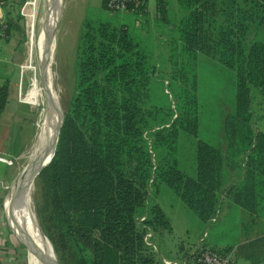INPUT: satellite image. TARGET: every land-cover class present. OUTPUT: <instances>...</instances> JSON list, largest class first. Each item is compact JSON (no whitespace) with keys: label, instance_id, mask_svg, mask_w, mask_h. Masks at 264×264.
I'll return each instance as SVG.
<instances>
[{"label":"trees","instance_id":"trees-1","mask_svg":"<svg viewBox=\"0 0 264 264\" xmlns=\"http://www.w3.org/2000/svg\"><path fill=\"white\" fill-rule=\"evenodd\" d=\"M156 1L163 29L154 38L137 28L135 17L145 13L137 2L125 10L132 22L103 14L82 21L74 92L55 154L40 172L50 208L43 229L61 264H158V250L144 237L170 231L153 200L161 183L203 221L213 214L217 150L198 142L196 177L177 164L179 131L198 130V77L190 66L200 55L234 76V99L221 115L227 141L251 156L260 147L255 136H264L253 126V118L264 117V0H175V8ZM168 33L176 59L166 60V78L160 35ZM5 102L0 86V110ZM55 234L70 247L67 260Z\"/></svg>","mask_w":264,"mask_h":264},{"label":"crops","instance_id":"crops-1","mask_svg":"<svg viewBox=\"0 0 264 264\" xmlns=\"http://www.w3.org/2000/svg\"><path fill=\"white\" fill-rule=\"evenodd\" d=\"M9 1L13 0L3 1V12L6 21L10 23V32L8 36L0 38V86H6V102L0 110V154L16 159L22 154L27 144V127L31 119L32 106L28 102V90L22 97L25 101L21 100L22 88L18 74L15 80L2 73L6 68L5 63L8 62V57L13 53V33L19 29L17 23L19 13L17 16L13 15V7ZM145 11H147L146 7ZM162 37L164 42L170 43L173 36L168 33ZM162 47H160L161 52ZM21 55L22 53L16 54L19 61L22 58ZM260 111V114H263L262 108ZM223 119L210 118V125L203 127L198 121L193 154L188 159L185 150L184 155L181 154L177 158L180 161L181 157L185 166L184 169H180L179 166L178 168L183 173L196 177L198 175V142H205L217 150L219 158L214 159L215 164L212 168L215 193L213 214L203 221L192 211L195 214L192 223L189 226L187 222L179 223L178 233L175 223L164 211L158 199L159 189L153 197L170 224V231L162 230L156 236L160 238L161 244L167 243L166 238L171 235L175 234L178 238L176 240L178 243L173 240L177 247L174 252L168 253L170 257L162 256L172 263L198 264L197 254L203 248H208L223 256L230 255L231 264H264V136L262 139L255 136L254 140L258 138L256 143H260V147L252 150H256L254 155L250 156L251 151L238 154L233 138L227 141L225 137L222 129ZM253 126L256 135H264L263 116L253 118ZM231 136L234 137V135ZM10 172V166L0 162V206L3 194L1 181H8ZM177 197L180 199L179 196ZM7 199L8 195L4 206ZM5 212L8 217L6 208ZM25 244L27 245L26 239L10 219L9 222L4 221L0 208V264H27V253L30 262L28 245L26 247Z\"/></svg>","mask_w":264,"mask_h":264},{"label":"rangeland","instance_id":"rangeland-1","mask_svg":"<svg viewBox=\"0 0 264 264\" xmlns=\"http://www.w3.org/2000/svg\"><path fill=\"white\" fill-rule=\"evenodd\" d=\"M5 1L8 2V0ZM24 1L25 0L9 1L13 7V15H18ZM102 1L103 0H61L59 17L55 26L54 36L51 41L52 49L50 46L47 61L50 63L51 71L53 73L54 86L57 90L62 118L64 117L65 111L67 110L74 92L76 48L83 19L86 17L94 18L97 15L103 14L107 16L109 15L113 20H116V18H118L117 16H119V18L122 16L126 21L132 22L131 18L134 14L131 11L112 12L102 6ZM167 3V6L175 8V0H167ZM156 4V0H147L145 2L147 11H144V15L135 17V21L140 22V25H138L137 28L140 31V34L145 38H154V36L159 34V31L163 29V26L159 20H157L160 17ZM30 5L31 6L27 8V18L26 16H22L20 14L18 15L19 19H17V23L19 29L13 33V53L8 57V62L5 63L6 68L2 71V73L6 74L4 76L13 77L15 80L18 74L19 84H21L22 88V97L25 96L26 91L28 90V102L32 106L30 115L31 119L29 120V125L27 127L28 138L26 140V147L24 148L22 154L16 159H13L12 164L9 165L11 171L9 174L10 177L8 176L9 180L1 181L3 194L1 193L2 198L0 208L3 212L4 221L8 222L9 220L4 206L5 198L9 194L14 182L22 174L26 165L31 160V154L39 140L45 113V96L37 57V40L46 17L47 0H32ZM160 36L163 35L161 34ZM161 46H163L162 52L165 59V63L163 64L164 68L162 69L161 74L167 78L169 77L170 65L169 62H166V60L169 57H172L173 59H176V57L171 53V42L168 43L162 41ZM21 53L22 55L20 57L22 58H20L19 61L16 54ZM190 68L191 71L195 72L198 77L197 95L199 104V125L201 127L206 125L208 126L210 125V118H221L224 106L232 103L235 89L234 76L231 70L205 55H200L198 61L193 63ZM39 87L42 88L41 95H39ZM155 88L156 90H159L162 87L159 83H156ZM255 110L257 114L261 113L260 108L257 105L255 106ZM195 142L196 139L194 136L180 130L177 142V158H179V155L181 154L184 155L183 152L186 150L187 157L189 159L190 155L193 154ZM178 166L180 169H184L185 167L181 157L180 161L178 160ZM40 172L35 175L32 185V205L38 224L42 231L47 235L43 226L48 219L50 208L47 204V187L43 178L40 176ZM158 189V199L164 211L175 223L177 232L179 233V223L187 222L189 223V226L192 223L193 218H195V214L188 209L177 197V195L165 184L161 183ZM11 202V207L19 213L14 201L11 200ZM49 232L51 236H53V231ZM55 236H57V234H55ZM177 239L178 238L175 234L166 238L167 243L165 244H161V240L157 236H153L151 239H146L148 243H151L152 246L150 248L154 250V252H156V247L157 250L159 249L158 253L156 252L158 264H162V262L164 264L172 263H168L170 261L164 257H170L168 256V253L170 251L174 252V249L177 247V244L174 242H176ZM173 240L175 241L173 242ZM55 242L58 249L61 251L60 254L63 255L62 258H70V247L65 245L58 236L56 237ZM55 254L59 262V254H57L56 251ZM26 256L27 264H30L28 253ZM59 264L61 263L59 262Z\"/></svg>","mask_w":264,"mask_h":264},{"label":"bare ground","instance_id":"bare-ground-1","mask_svg":"<svg viewBox=\"0 0 264 264\" xmlns=\"http://www.w3.org/2000/svg\"><path fill=\"white\" fill-rule=\"evenodd\" d=\"M60 12V6H59V0L56 2L55 0H47V12H46V25H56L58 17ZM41 31L38 38L37 43V57H39V54L42 51L40 39H41ZM50 48V47H49ZM52 49V46H51ZM49 49L46 54V59H48ZM53 64V63H52ZM55 76V74H54ZM43 90H44V96H45V111L48 105H53L54 109L59 107L60 104L58 100V94L57 90L54 86V79H53V73L51 71L50 63H48L47 70H46V84H43ZM42 93V88L39 87V95ZM54 103V104H53ZM61 110V109H60ZM57 115L54 114V116L51 119V124L54 125L56 123ZM51 125V126H52ZM47 133V127L42 124V128L39 135V140L31 154V158L35 156L37 153L40 152L42 148H44L46 144V138L45 134ZM51 134L53 131L50 132ZM32 186L26 188L21 194L17 196V198L14 201L16 204L17 209L19 210V213L15 211L14 208L11 207V190L8 194V199L5 204L6 211L8 213V217L10 221L14 224V226L21 232V234L24 236V238L27 241L28 245V251L30 255V262L31 264H43L40 258V255L36 250L30 248L29 242L27 238L25 237L24 232H29L30 235L33 237L35 243L44 250H47L49 253L51 252V246L50 243L46 238H44L43 234L41 233L40 227L38 225V221L36 219L35 211L33 209L32 205ZM34 199V198H33Z\"/></svg>","mask_w":264,"mask_h":264},{"label":"water","instance_id":"water-1","mask_svg":"<svg viewBox=\"0 0 264 264\" xmlns=\"http://www.w3.org/2000/svg\"><path fill=\"white\" fill-rule=\"evenodd\" d=\"M55 1L57 2L58 0H55ZM59 6H61V0H59ZM55 26L56 25L47 26L46 19H45L41 27L42 37L40 39V43H41L42 51L39 54L38 63H39L41 80L44 85L46 84V70L48 66L46 54H47L49 47L51 46V41L53 39L54 32H55ZM54 114L57 115V118H56V123L52 125L50 122ZM62 120L63 118H62L61 110L59 109V107L54 109L53 105H48L44 113V117H43V124L45 127H47V133L45 134L46 144L44 148L40 150L39 153H37L35 156L31 158L30 162L26 165L22 174L17 178V180L12 185V192H11L10 200L11 199L15 200L17 196L21 194L26 188L31 187L33 185L35 175L39 173L51 161L52 157L55 154L56 145H57V141L59 137V129L62 124ZM51 131H53L52 134L50 133ZM40 230L44 238H46L48 242L50 243L51 252L49 253L47 250L40 248L35 243L30 233L27 231V232H24V234L29 242L31 250L34 249L36 250V252H38L43 264H59L51 241L49 240L47 235L42 231L41 228Z\"/></svg>","mask_w":264,"mask_h":264},{"label":"built area","instance_id":"built-area-1","mask_svg":"<svg viewBox=\"0 0 264 264\" xmlns=\"http://www.w3.org/2000/svg\"><path fill=\"white\" fill-rule=\"evenodd\" d=\"M146 1L147 0H107L106 9L112 12H124L127 9L129 4L134 3V2H137L139 4H145ZM31 2L32 0L24 1L19 11L20 15L26 16L27 18V8L31 6L30 5ZM6 26H7L6 19H5L4 12H3V1L0 0V38L5 37ZM21 100L25 101L24 98H22V96H21ZM0 162L6 165H11L13 162V158L0 154ZM150 235L151 233H147V235L145 236V240L149 239ZM196 261L202 264H231L232 257L230 255L222 256L208 248H203L197 254ZM168 263H171V262H168ZM171 264H176V263H171Z\"/></svg>","mask_w":264,"mask_h":264}]
</instances>
